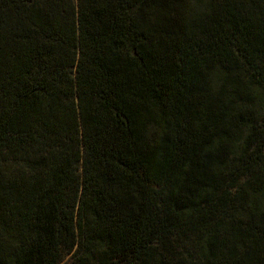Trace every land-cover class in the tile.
<instances>
[{
    "label": "trees",
    "instance_id": "obj_1",
    "mask_svg": "<svg viewBox=\"0 0 264 264\" xmlns=\"http://www.w3.org/2000/svg\"><path fill=\"white\" fill-rule=\"evenodd\" d=\"M264 264V0H0V264Z\"/></svg>",
    "mask_w": 264,
    "mask_h": 264
},
{
    "label": "rangeland",
    "instance_id": "obj_2",
    "mask_svg": "<svg viewBox=\"0 0 264 264\" xmlns=\"http://www.w3.org/2000/svg\"><path fill=\"white\" fill-rule=\"evenodd\" d=\"M72 253H69L68 255L65 256L63 261L60 264H77V262L74 259V256H72Z\"/></svg>",
    "mask_w": 264,
    "mask_h": 264
}]
</instances>
